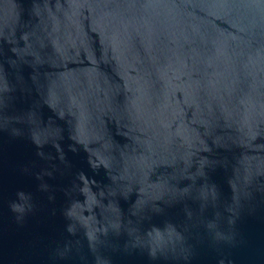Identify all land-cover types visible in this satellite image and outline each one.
Instances as JSON below:
<instances>
[{
    "label": "water",
    "instance_id": "obj_1",
    "mask_svg": "<svg viewBox=\"0 0 264 264\" xmlns=\"http://www.w3.org/2000/svg\"><path fill=\"white\" fill-rule=\"evenodd\" d=\"M0 264H264V0H0Z\"/></svg>",
    "mask_w": 264,
    "mask_h": 264
}]
</instances>
